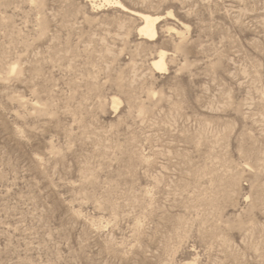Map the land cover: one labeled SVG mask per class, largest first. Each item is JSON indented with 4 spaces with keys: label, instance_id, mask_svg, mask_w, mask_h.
<instances>
[{
    "label": "rangeland",
    "instance_id": "obj_1",
    "mask_svg": "<svg viewBox=\"0 0 264 264\" xmlns=\"http://www.w3.org/2000/svg\"><path fill=\"white\" fill-rule=\"evenodd\" d=\"M119 1L0 0V264H264V0Z\"/></svg>",
    "mask_w": 264,
    "mask_h": 264
},
{
    "label": "bare ground",
    "instance_id": "obj_2",
    "mask_svg": "<svg viewBox=\"0 0 264 264\" xmlns=\"http://www.w3.org/2000/svg\"><path fill=\"white\" fill-rule=\"evenodd\" d=\"M92 2H95L97 0H91ZM100 3L98 4H92L95 7L104 6L112 4L115 7H118L122 10H129L126 9L125 6L119 1V0H99ZM131 10V9H130ZM134 16L138 17L141 20L140 25L138 26V33L147 40H154L157 36L156 32V24L161 19L160 15H152L149 13L139 12V11H130ZM152 68L156 72H161L166 69V63H165V51H160L158 56L153 60H151Z\"/></svg>",
    "mask_w": 264,
    "mask_h": 264
}]
</instances>
